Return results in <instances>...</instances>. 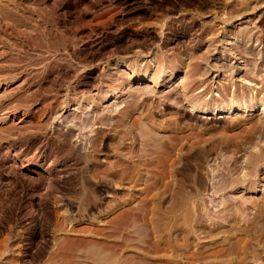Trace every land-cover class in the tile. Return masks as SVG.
<instances>
[{"label": "rangeland", "instance_id": "rangeland-1", "mask_svg": "<svg viewBox=\"0 0 264 264\" xmlns=\"http://www.w3.org/2000/svg\"><path fill=\"white\" fill-rule=\"evenodd\" d=\"M0 1H6L0 2L5 5L0 13V53L13 51L9 49L14 41L26 44L24 28L36 37L30 24L16 25V17L42 15L48 21L39 28L47 32L49 43L42 51L50 58L32 66L31 73L49 63L57 68L41 85V101L26 95L37 87L31 82L23 85L21 79L31 75L21 73L19 80L6 83L8 72H0V264H218L223 247L224 258L244 257L240 264H264L261 254L251 259V253L239 248H261L257 244L262 241L250 244L246 231H261L263 224H255L262 218H255V210L245 200L264 198V164L252 166L247 159L264 146V135L257 133L253 143H246L250 122L239 121L235 113L210 110L215 94L222 95L224 82L234 84L236 90L244 87L250 96L257 90V97L264 95V0ZM190 17L200 21L189 24ZM213 17H230L225 24L228 34L244 36L241 27L250 28L252 42L236 43L238 50L251 49L253 58L237 53L238 60L235 56L232 61L244 69L233 77L228 76L227 66L217 76L195 75L199 84L194 91L200 97L193 98V90L185 93L182 88L190 79L187 53L199 37L204 41L194 46L196 54L206 50L209 35L203 29ZM34 51L30 54H37ZM215 57L198 58L196 63L204 67ZM123 62H135L140 70L149 68L153 81L128 84L120 77L130 73L124 72ZM0 64L6 63L0 59ZM144 87L150 88L149 96L141 92ZM21 90L24 99L19 98ZM200 100L201 106L210 108L209 114H203L208 119L194 116L199 108H192V103ZM237 113L260 117L264 123V112L259 110ZM237 120L240 124L234 126ZM234 136L249 147L242 144L235 151L239 141ZM243 171L244 182L239 181ZM139 174L141 179L132 177ZM251 214L256 221L249 218Z\"/></svg>", "mask_w": 264, "mask_h": 264}, {"label": "bare ground", "instance_id": "bare-ground-1", "mask_svg": "<svg viewBox=\"0 0 264 264\" xmlns=\"http://www.w3.org/2000/svg\"><path fill=\"white\" fill-rule=\"evenodd\" d=\"M35 1H37V0H35ZM34 1V2H35ZM0 2H3V1H0ZM8 2V1H7ZM34 2H31V3H34ZM38 2V1H37ZM231 1H229V3H230ZM233 2V1H232ZM3 3H6V1L5 2H3ZM244 3V2H243ZM247 3V2H246ZM8 4V3H7ZM242 4V3H241ZM9 5V4H8ZM234 5V4H233ZM245 5V4H244ZM3 6H5L4 4H3ZM2 5L0 6V13H2V12H5V10H3L2 12H1V8L3 7ZM33 6H34V4H33ZM40 6H42V5H40ZM230 6H232V5H230ZM243 6V5H242ZM227 7V6H226ZM234 7V6H233ZM241 7V6H240ZM246 7V6H245ZM34 8V7H33ZM227 8H229V7H227ZM246 8H248V7H246ZM245 8V9H246ZM6 9H7V7H6ZM8 9H10V8H8ZM235 8H233L232 10H234ZM236 10V9H235ZM237 10H239V9H237ZM247 10V9H246ZM253 10V9H252ZM8 11V10H7ZM6 11V12H7ZM36 12V11H35ZM240 12V11H239ZM9 13V12H8ZM40 13V12H39ZM38 13V14H39ZM225 13H226V11H225ZM242 13V12H241ZM11 14V13H10ZM18 14V13H17ZM27 14V13H26ZM33 14V13H32ZM222 14V13H221ZM224 14V13H223ZM15 15V14H14ZM20 15V14H19ZM37 15V14H36ZM39 15H41V14H39ZM39 15H38V17H39ZM229 15V14H228ZM9 16V15H8ZM197 16V15H196ZM222 16V15H221ZM227 16V15H226ZM236 16V15H235ZM238 16H239V14H238ZM3 17H5V16H3ZM193 17V16H192ZM10 18V17H9ZM191 18V17H190ZM204 18V17H203ZM209 18V17H208ZM232 18V17H231ZM11 19V18H10ZM47 18L46 17H43L42 15L40 16V18L38 19L37 17H35V16H33V15H26V16H22V15H20V17H16L15 18V22L17 23L16 25H26V26H28V24H30L32 27H33V29L32 30H34V31H36L35 33H36V37H32L31 35V30H30V33L29 32H27L28 30H25V28H24V31H21V33L24 35V39H26V44H24V46L20 43V44H17L18 42H15L14 41V45H13V47L12 48H10L9 50H13V51H15V52H13V51H10V52H7V53H4V52H2V53H0V59L3 61V62H5L6 64H0V72L1 71H7L8 72V77L6 78V76H5V81H6V83L7 82H12V81H15V80H17L20 76L19 75H21L22 76V74L21 73H24V75L26 74V75H31V76H28V77H25V79L23 80V79H21L22 81H23V85H26L28 82H31V83H33L34 85H36L37 87L35 88V91L34 92H28V93H30V94H26L25 93V91H26V89H25V91H22V94H21V97H20V95H19V98L21 99H24L25 98V94L27 95V96H33V97H36V98H38L40 101L42 100V98H43V94H41L39 91H40V88H41V85L45 82V80H46V78H48V76L49 75H52L53 73H55V72H57V68L56 67H54L53 66V63L52 64H50L49 63V61L47 60V62L49 63H47L48 65L47 66H45V69L44 70H41V71H39L38 73H31V69H32V66H33V68H35V66H37V65H40L42 62H45V59L46 58H48V57H45L46 55H44V52H46V51H42V49L43 48H46L48 45L47 44H49V43H47L48 42V39H47V37H46V35H47V32H44V31H41V29L39 28L40 26V24H42V23H47ZM196 20H198V22L200 21V17H199V19H195V18H191V21L190 20H188L190 23L189 24H192V23H195L196 22ZM206 19H204V21H205ZM210 20H211V18H210ZM208 21L207 22V26H205V28L203 29V31L204 32H206V33H208V35L209 36H207V38H205V42L207 43V47L205 48L206 50L205 51H203V52H201V54L200 55H197L196 54V49L194 48V46L196 45V44H198L199 42H201L202 40L204 41V39L202 38V37H199L196 41H195V44L193 45H191L189 48L191 49L190 50V53L188 52L187 54V56L189 57L188 58V61H189V59H190V61H191V63L189 64L190 65V67H189V69H191L190 70V72L189 71H187V72H189V74H186V75H190V79L189 80H187V82H186V85H182V88H183V86H184V88H186V92L185 91H182L183 93H182V95H184V92L185 93H187L188 91L190 92V90H193L194 91V89H195V87H198L196 84H197V82L199 81V80H195V78L194 77H196V76H198L197 74H200V75H202V76H207V75H210V73H215V76H217L218 75V73L220 72V71H222L223 72V70H222V67H226L227 66V70L226 71H228L229 73H228V76L230 77H233L236 73H239L240 71H242L244 68H241V66L239 67V66H237V65H235L234 63L236 62V60L235 61H232L234 58H235V56H236V54L237 53H239V54H241L243 57H244V59L246 58V59H248L249 57H251V58H253L251 55H252V52L253 51H251V49H249V48H246L245 47V49H242V50H238L237 49V43L236 42H238V40H240V41H246V42H248V40H250L253 36L251 35V34H249V29L247 28V27H241V29H242V34H244V36H240V35H238V34H236L235 32L234 33H231V34H228L227 32H226V30H225V24L227 23V22H229L231 19H230V17L229 18H216V17H213V19L211 20V21ZM12 21H14V19L12 20ZM51 21V20H50ZM202 21V20H201ZM207 21V20H206ZM14 22V23H15ZM197 22V23H198ZM203 23V22H202ZM188 24V23H187ZM8 25V24H7ZM15 25V24H14ZM43 25V24H42ZM10 26V25H9ZM51 26V25H50ZM50 26H48L49 28H50ZM246 26V25H245ZM12 27V26H11ZM15 27V26H14ZM24 27V26H23ZM52 27V26H51ZM189 27V26H188ZM190 27H192V26H190ZM27 28H29V27H27ZM44 28V27H43ZM47 28V27H46ZM252 28V27H251ZM18 29V28H17ZM20 29V28H19ZM201 30V29H200ZM234 30V29H233ZM236 30V29H235ZM15 31V30H14ZM34 31H32V33L34 32ZM48 31V30H47ZM186 31V30H185ZM232 31V30H231ZM239 31V30H238ZM238 31H236V32H238ZM254 31V30H253ZM16 32V31H15ZM15 32H14V34H15ZM60 32V31H59ZM58 32V33H59ZM187 32V31H186ZM18 33H20V32H18ZM20 33V34H21ZM56 33V32H55ZM49 34V33H48ZM191 34H192V32H191ZM10 35V34H9ZM60 35H62V34H60ZM205 35V34H204ZM207 35V34H206ZM53 36V35H52ZM64 36V35H63ZM252 36V37H251ZM254 36H255V34H254ZM262 36V35H261ZM49 37H50V34H49ZM56 37V36H55ZM59 37H61V36H59ZM58 37V38H59ZM204 37V36H203ZM16 38V37H15ZM57 38V37H56ZM63 38V37H62ZM197 38V37H196ZM260 38V37H259ZM50 39V38H49ZM258 39V38H257ZM20 40V39H19ZM21 40H22V38H21ZM64 40H66L65 38H64ZM189 40V39H188ZM192 40V39H191ZM60 41H61V39H60ZM193 41V40H192ZM251 41V40H250ZM256 41V40H255ZM258 41V40H257ZM6 42V41H5ZM11 44H12V42L11 41H9ZM252 42V41H251ZM51 43H53V41H51ZM69 43V42H68ZM188 43H190V42H188ZM258 43V42H257ZM263 43V42H262ZM3 44H5V43H3ZM54 44V43H53ZM60 44H62V43H60ZM234 44H236V46L234 45ZM245 44V43H244ZM63 45H65V44H63ZM63 45H61V46H63ZM66 45H67V43H66ZM69 45H70V43H69ZM177 45V44H176ZM182 45V44H181ZM225 45V46H224ZM234 45V46H233ZM243 45V44H242ZM246 45V44H245ZM251 45V44H250ZM259 45V44H258ZM31 47L30 49H31V51L32 50H37V51H34V52H37V54H30V52L28 51V47ZM50 46V45H49ZM189 45H187V47H188ZM239 47V46H238ZM8 48H9V46H8ZM26 48V49H25ZM32 48H34V49H32ZM50 48V47H49ZM53 48V47H52ZM51 48V49H52ZM55 48V47H54ZM57 48H58V46H57ZM66 48V47H65ZM175 48V47H174ZM199 48V47H198ZM197 48V49H198ZM177 49V48H176ZM175 49V50H176ZM187 49V48H186ZM45 50V49H44ZM58 50V49H57ZM56 50V51H57ZM188 50V49H187ZM204 50V49H203ZM258 50V49H257ZM256 50V51H257ZM55 51V52H56ZM200 51V50H199ZM240 51H242V52H240ZM263 51H264V49H263ZM11 52H13V53H11ZM53 53V52H52ZM60 53V52H59ZM254 53V52H253ZM263 53V52H262ZM46 54V53H45ZM57 54V53H56ZM238 54V55H239ZM264 54V53H263ZM58 55H60V54H58ZM62 55V54H61ZM216 56L215 58H214V62H212V63H210V62H206V63H204V67H202L201 66V64L200 63H196V60L198 59V58H200V59H204V58H207L208 56ZM240 55V56H241ZM181 56V55H180ZM184 56V55H183ZM241 56V57H242ZM256 56H258V55H256ZM55 57V56H54ZM57 57H59V56H57ZM57 57H55L56 59H57ZM237 57V56H236ZM240 57V58H241ZM263 57V56H262ZM261 57V58H262ZM50 58V57H49ZM48 58V59H49ZM183 58V57H182ZM52 59V58H51ZM54 59V58H53ZM52 59V60H53ZM178 59H180V58H178ZM237 60H238V57L236 58ZM259 60H260V58H258ZM52 60H50V61H52ZM58 60V59H57ZM64 60V59H63ZM67 60V59H66ZM173 60V59H172ZM177 60V59H176ZM242 60V59H241ZM54 61V60H53ZM137 61V60H136ZM170 61V60H169ZM189 61V62H190ZM198 61V60H197ZM245 61H247V60H245ZM175 62V61H174ZM188 62V63H189ZM203 62H205V61H203ZM240 63H242V62H244V60H242V61H239ZM264 62V61H263ZM135 63V62H134ZM134 63H131V64H128V63H126V62H123L122 64H121V66L123 65L124 66V69H125V71L124 72H130L129 74H127L126 73V75H122V76H120V77H124V79H126L128 82V84H130V83H135V82H140V84H142L143 82H148V81H153V80H151L152 78H151V76H150V74L152 73H150V70H148V69H145V70H143L142 68V70H140V69H138L139 67H136V63L134 64ZM258 63V62H257ZM56 64V63H55ZM54 64V65H55ZM65 64V63H64ZM68 64V63H67ZM180 64V63H179ZM226 64V65H225ZM250 64V63H249ZM140 65V64H139ZM173 65V64H172ZM176 65V64H175ZM68 66V65H67ZM66 66V67H67ZM160 66V65H159ZM158 66V67H159ZM168 66V65H167ZM188 66V65H187ZM255 66V65H254ZM256 66H258V65H256ZM264 66V65H263ZM64 67V66H63ZM175 67V66H174ZM182 67V66H181ZM184 67V66H183ZM251 67V66H250ZM261 67V66H260ZM71 68V67H70ZM160 68V67H159ZM37 69H39V68H37ZM36 69V70H37ZM42 69H43V67H42ZM72 69V68H71ZM153 69V68H152ZM161 69V68H160ZM187 69V68H186ZM188 69V70H189ZM224 69V68H223ZM241 69V70H240ZM246 69V68H245ZM253 69V68H252ZM252 69H250V70H252ZM33 70V69H32ZM68 70V69H67ZM157 70V69H156ZM162 70V69H161ZM258 70V68L256 67V70H254V71H257ZM24 71H26V72H24ZM65 71V70H64ZM152 71V70H151ZM155 71V70H154ZM260 71V70H259ZM36 72V71H35ZM69 72V71H68ZM124 72H121V74L123 73V74H125ZM245 72L248 74V71L247 70H245ZM252 72V71H251ZM250 72V73H251ZM158 73V72H157ZM170 73V72H169ZM227 73V72H226ZM257 73V72H256ZM254 74V73H253ZM1 75V74H0ZM18 75V76H17ZM196 75V76H195ZM241 75V74H240ZM244 74H242V76H243ZM255 75V74H254ZM241 76V77H242ZM250 75H248V77H249ZM1 77H3V76H1ZM152 77L154 78L155 77V75H152ZM159 77V76H158ZM201 77V76H200ZM160 78V77H159ZM188 78V77H187ZM207 78H208V76H207ZM244 78V77H243ZM253 78V77H252ZM20 79V78H19ZM18 79V80H19ZM196 79H199V78H196ZM201 79H204V78H201ZM233 79V78H232ZM224 80H226V79H224ZM223 80V81H224ZM228 80H230V79H228ZM240 80V79H239ZM246 81H247V79H245ZM4 81V80H3ZM3 81H1V82H3ZM22 81H20V82H22ZM115 81H116V79H115ZM114 81V82H115ZM118 81V80H117ZM156 81V80H155ZM203 81H205V80H203ZM202 81V82H203ZM221 81V80H220ZM219 81V83H222V81L220 82ZM244 81V80H243ZM264 81V80H263ZM122 82V81H121ZM212 82V81H211ZM232 82V81H231ZM251 83V81H247V83ZM156 83V82H155ZM208 83V82H207ZM226 82H224V83H222V95L219 93V94H215V97L217 96V98H215V100H217V101H215L214 100V102H213V107H211L212 109H210V110H215L213 113H215V114H219V113H231V114H234L235 113V115H234V118H236V119H238L239 121H246L247 120V122H250V124L249 125H247V126H249V131L246 129V131H248V133H246V131H245V133L246 134H248V135H246L247 136V138H248V140H247V142L246 143H248V142H252L253 141V139H255V137H257L256 136V134L258 133L260 136H262V135H264V131H261V127L262 126H264V123H263V121L262 120H260V117L258 118V117H256V118H245V116L244 117H240L239 116V113H237V112H245V111H249V110H259V111H261V112H264V95H262V96H258L257 97V95H256V93H257V91H255V93L254 94H251V96H250V94H248L249 95V98H248V95L247 94H245L246 92V90L244 91V87L243 88H241L240 90H236V88L235 87H233V85L234 84H229V81H228V83H226ZM241 83V82H240ZM20 84V83H19ZM185 84V83H184ZM198 84H199V82H198ZM262 84V83H261ZM29 85H31V84H29ZM251 85V84H250ZM249 85V86H250ZM20 86H22V85H20ZM19 86V87H20ZM201 86V85H200ZM206 86V85H205ZM209 86H211V85H209ZM235 86V85H234ZM242 86V85H241ZM27 87V86H26ZM204 87V86H203ZM208 87V86H207ZM220 87V86H219ZM233 87V88H232ZM238 87V86H237ZM247 87V86H246ZM263 87H264V83H263ZM263 87H261L262 89H263ZM22 88H23V90H24V88L25 87H23L22 86ZM152 88V87H151ZM18 89V88H17ZM150 89V88H149ZM148 89V90H149ZM208 89V88H207ZM230 89H232V92H231V95H230ZM131 90V89H130ZM141 90H143V89H141ZM147 89H145V87H144V90L143 91H141L142 93H144L145 95L147 94V93H149V92H151V91H148ZM184 90V89H183ZM188 90V91H187ZM200 90H205V88H202V89H200ZM218 90V89H217ZM248 90V89H247ZM192 91V92H193ZM202 91H200L202 94H203V92ZM214 91V90H213ZM195 92V91H194ZM191 93L190 92V95L193 97H200V95H198V93H197V91L195 92V93ZM218 92V91H217ZM25 93V94H24ZM170 93V92H169ZM173 93V92H172ZM178 93V92H177ZM214 93V92H213ZM251 93H253V92H251ZM260 93V92H259ZM20 94V93H19ZM167 94V93H166ZM194 94V95H193ZM18 95V94H17ZM148 95V94H147ZM153 95V94H152ZM179 95V94H178ZM181 95V96H182ZM259 95V94H258ZM149 96V95H148ZM167 96H169V95H167ZM181 96H180V98H181ZM230 96V97H229ZM8 97V96H7ZM24 97V98H23ZM30 97V98H31ZM183 97V96H182ZM193 97V98H194ZM219 97V98H218ZM15 98H17L16 96H15ZM18 98V99H19ZM144 98V97H143ZM171 98V97H170ZM169 98V99H170ZM174 98V97H173ZM175 98H177L176 96H175ZM191 98V97H190ZM203 98V97H202ZM13 99V98H12ZM32 99V98H31ZM136 99V98H135ZM188 99V98H187ZM197 99V98H196ZM206 100H207V98H205ZM16 100V99H15ZM145 100V99H144ZM171 100V99H170ZM176 100V99H175ZM179 100V99H178ZM177 100V101H178ZM181 100V99H180ZM189 100H191V99H189ZM10 101V100H9ZM19 101V100H18ZM21 101V100H20ZM24 101V100H23ZM138 101V100H137ZM177 101H175V102H177ZM192 101H195L194 99L192 100ZM198 101H199V99H198ZM197 101V103L198 104H195V102L194 103H192V108L193 107H195V108H199V110H198V112H199V114L197 115L196 113H194L193 115L195 116V118H197L198 120H204V119H208L206 116H203V114H209L210 113V111H209V109H208V107H205V106H201V105H203V102H202V100H200V102H202V103H199ZM8 102V101H7ZM134 102V101H133ZM189 102V101H188ZM9 103H11V102H9ZM41 103V102H40ZM135 103V102H134ZM207 103V102H206ZM5 104H7V103H5ZM11 104H13V103H11ZM139 104V103H138ZM137 105V104H136ZM142 105H144L143 103H142ZM129 106V105H128ZM141 106V105H140ZM207 106H208V104H207ZM1 107V106H0ZM5 108H7V106H4ZM132 107V106H131ZM137 107V106H136ZM1 109H2V107H1ZM128 109H130V108H128ZM134 109V108H133ZM13 110V109H12ZM191 111H193L192 109H190ZM190 110H187V112H189ZM119 112V111H118ZM127 113V112H126ZM150 113V112H149ZM190 113H193V112H189V114ZM259 113V112H258ZM184 114V113H183ZM182 114V115H183ZM264 114V113H263ZM147 114H145V118L146 119H148L149 117H147L146 116ZM191 115V114H190ZM144 116V115H143ZM222 116V115H221ZM220 116V117H221ZM191 117H193V116H190V117H188V118H191ZM231 118V117H230ZM264 118V117H263ZM151 119V118H150ZM193 120V119H192ZM229 120H232V119H229ZM237 120V121H238ZM149 121H151V120H149ZM149 121H147V122H149ZM195 121V120H194ZM238 121V122H239ZM154 122V121H153ZM146 123V122H145ZM205 123V122H204ZM207 123V122H206ZM216 123V121H215V119H214V121H213V124H212V126L214 125ZM232 124H234V126H235V124L237 125V124H240V122L239 123H232ZM231 123H229L228 125L229 126H231L232 125ZM216 125V124H215ZM135 126V125H134ZM149 126V125H148ZM153 126V125H152ZM156 126V125H155ZM233 126V127H234ZM150 127V126H149ZM232 127V126H231ZM241 127V126H240ZM242 127H243V125H242ZM210 129H211V127H209ZM209 128H207L208 130H209ZM214 128H215V130H216V127L214 126ZM214 128H212V130L214 131ZM207 129H205V130H207ZM218 129V128H217ZM232 129V128H231ZM211 131V130H210ZM244 131V130H243ZM133 134H135L134 132H133ZM235 134H236V132H235ZM244 134V133H243ZM138 135V134H137ZM136 135V136H137ZM237 135H239V133L237 134ZM134 136V135H133ZM228 136H230V134L228 135ZM243 136V135H242ZM246 136L244 137L245 139H246ZM259 136V137H260ZM234 137H237V136H234ZM233 137V138H234ZM240 137V136H239ZM135 138V137H134ZM230 138H232V137H230ZM229 138V139H230ZM237 141H239L238 142V145H236L235 144V147H236V149H235V151H237V149H239V148H242V144L243 145H245L243 148H246V147H249V146H246V143L244 142V141H240L241 139L240 138H238L237 137ZM143 140V139H142ZM227 140V139H226ZM231 140V139H230ZM235 140V139H234ZM244 140V139H243ZM144 141H145V139H144ZM144 141H142V142H144ZM146 141H148V139L146 140ZM145 141V142H146ZM228 141L229 140H227V143H228ZM231 141H233V139L231 140ZM145 142H144V144H145ZM236 141H234V143H235ZM149 143V142H148ZM229 143H230V141H229ZM227 144L228 146L230 145V144ZM253 143V142H252ZM163 145V144H162ZM145 146V145H144ZM165 146V145H164ZM259 146V145H258ZM224 147V146H223ZM230 147V146H229ZM253 147L254 148H256V146H254L253 145ZM227 148V147H226ZM231 148V147H230ZM210 149V148H209ZM200 150V149H199ZM198 150V151H199ZM242 150V149H241ZM230 151V150H229ZM240 151V150H239ZM244 151H246V150H244ZM251 151V150H250ZM194 153V152H193ZM252 154H250V152H249V154H250V156L247 158L248 159V164L249 165H252V166H256L258 163H263L264 164V158H263V154H264V146H261V147H258L257 148V150L256 149H254V151L253 152H251ZM192 154V153H191ZM242 155V154H241ZM232 156L233 155H231L230 156V158H232ZM240 156V155H239ZM236 157V156H235ZM238 158V157H237ZM236 158V159H237ZM148 161V160H147ZM146 160H145V162H147ZM151 161V160H150ZM235 161V160H234ZM152 163V162H151ZM151 163H150V165H151ZM237 163H239V161L237 162ZM247 164V165H248ZM143 165V164H142ZM230 165H232V163L230 164ZM134 166L136 167V168H138L139 166L137 165H135L134 164ZM144 166V165H143ZM239 166V165H238ZM141 167V166H140ZM234 167H236V166H233V168ZM130 168V167H129ZM135 168V169H136ZM148 168V167H147ZM249 168V167H248ZM140 169V168H139ZM138 169V170H139ZM230 170H232L231 168H229ZM229 169H227L228 171H229ZM235 169H238V168H235ZM251 169H252V167H251ZM129 171V170H128ZM132 171V170H131ZM135 171V170H134ZM245 171V170H244ZM243 171V174H242V177L240 178V180L239 181H241V179L243 180V182L246 180L245 179V176H247V173L246 172H244ZM232 172H234V171H232ZM242 172V171H241ZM125 173V172H124ZM131 173V172H130ZM134 174H135V172H133ZM136 173H138L137 171H136ZM228 174H229V172H227ZM226 173V174H227ZM238 173H240V171L238 172ZM133 174V175H134ZM149 174V173H148ZM151 174V173H150ZM152 175L153 174H151V177H152ZM225 175V174H224ZM129 176H130V174H129ZM128 175L126 176L127 178L129 177ZM132 176V175H131ZM150 176V175H149ZM154 176V175H153ZM133 178L135 177L136 179H141L142 178V175H140L139 174V176H138V178L136 177V176H132ZM145 177V176H144ZM155 177V176H154ZM262 177V176H261ZM130 178V177H129ZM149 178V177H148ZM200 178H201V176H200ZM221 178H223V177H221ZM239 178V177H238ZM131 179V178H130ZM146 179V178H145ZM153 179H155V178H153ZM157 179V178H156ZM199 178L197 177V180H198ZM225 179V178H224ZM223 179V180H224ZM227 179V178H226ZM236 179V178H235ZM263 179H264V176H263ZM262 179V180H263ZM148 180V179H147ZM203 180V179H202ZM229 180V179H228ZM144 181H146V180H144ZM144 181H143V183H144ZM199 181H200V179H199ZM219 181V180H218ZM225 181V180H224ZM220 182H222V181H220ZM226 182H228V181H226ZM264 182V181H263ZM135 183V182H134ZM152 183V182H151ZM156 183V182H155ZM201 183V182H200ZM219 183V182H218ZM225 183V182H224ZM232 183V182H231ZM220 184V186L221 187H223L224 188V186H223V184L221 185V183H219ZM218 184V185H219ZM233 184V183H232ZM225 186L227 185L226 183L224 184ZM263 185V190H264V184H262ZM191 186V185H190ZM220 187V188H221ZM228 187V186H227ZM192 188V187H191ZM219 188V187H218ZM222 188V189H223ZM217 189V188H216ZM251 189H253V188H251ZM191 190H193V189H191ZM214 191H217V190H214ZM250 191H253V190H250ZM250 191H247V192H250ZM262 193V192H261ZM245 194H246V192H245ZM243 196H244V194H243ZM240 197H242L241 195H240ZM246 197V196H245ZM244 197V198H245ZM247 197H249V196H247ZM255 197V196H254ZM244 198H240V199H243V200H240V202L239 203H241V201L243 202L242 204H241V206H243V205H245V204H248V205H251V207L255 210V213L257 214V216L258 217H255L254 215H252L253 213H254V211H252V214L250 215V217L249 218H258L257 220L259 221V219H261L262 218V220H260V221H262V222H260V223H258V221H257V223L258 224H255L256 222H254V224L255 225H257V227L261 224H263L262 226L263 227H261V231H255L256 229L257 230H259L257 227H255V226H253L254 227V231L255 232H251V233H249L248 231L249 230H245V227L242 229V231L244 232V233H248L249 234V237L251 238V243L250 244H255L254 242H260V241H262V243L261 244H257V245H261L260 247L261 248H258V247H255V246H253V245H248V246H245V245H243V246H241L240 245V249H241V247H242V249L241 250H243V253H246V252H244V250L245 251H248L247 252V254H250L251 253V259H253V258H259V257H262L263 256V258H264V198L263 199H261V200H256V198H253V196H250L249 198H250V200H248L247 201V199L245 200V204H244ZM258 198V197H257ZM239 203H238V205H239ZM247 205V206H248ZM241 206H239V208L241 207ZM245 207H246V205H245ZM245 207H243V209L245 210ZM250 206L249 207H247L248 209H250L251 208ZM236 208V207H235ZM239 208H237V209H239ZM236 212L238 213V210H236ZM240 210H239V214H240ZM237 213H235L236 215H237ZM242 214V213H241ZM240 214V215H241ZM259 215L261 216V218L259 217ZM235 216V215H234ZM251 216H254V217H251ZM238 217H239V215H238ZM242 217V216H241ZM255 218H254V220H255ZM254 220H252V221H254ZM250 221H251V219H250ZM249 221V222H250ZM251 221V222H252ZM256 221V220H255ZM232 223H234L233 221H232ZM243 224H245V223H243ZM251 224V223H250ZM253 224V225H254ZM234 225V224H233ZM248 226H252V224L251 225H248ZM241 228V227H240ZM246 229H248V227L246 228ZM251 229H253L252 227H251ZM242 231L240 230V232L242 233ZM246 231V232H245ZM235 232V231H234ZM234 232H232V233H234ZM232 233L230 234V236L229 237H231L232 238V236L234 235H232ZM243 233V234H244ZM246 233V234H247ZM224 234V233H223ZM228 234V233H227ZM227 234H226V236H227ZM236 234V233H235ZM239 234V233H238ZM225 235V234H224ZM245 235V234H244ZM222 236V235H221ZM235 236V235H234ZM233 236V237H234ZM245 236H247V235H245ZM223 237V236H222ZM225 237V236H224ZM229 237H226V238H229ZM237 237V236H236ZM239 237H241L240 235H239ZM238 237V238H239ZM230 238V239H231ZM242 238V237H241ZM249 238V239H250ZM229 239V240H230ZM236 239V238H235ZM247 239V237L245 238V240ZM227 240V239H226ZM238 240V239H237ZM247 241V240H246ZM224 242H225V240H224ZM249 242H250V240H249ZM256 242V243H257ZM225 244V243H224ZM256 245V244H255ZM256 245V246H257ZM232 246V245H231ZM249 247V248H248ZM225 247H223L222 249L223 250H221L222 252V256H221V259L220 260H217L218 261V264H240L241 262H239V261H241L244 257H243V255L241 256V257H243V258H240V259H237V256H234V257H231V259L230 258H224V252L226 251V249H224ZM234 248V247H233ZM232 248V251L235 249H233ZM240 250V251H241ZM227 252V251H226ZM229 252H231V251H229ZM228 252V253H229ZM237 252V251H236ZM236 252H232V253H236ZM220 253V254H221ZM226 254V253H225ZM261 254V256H259ZM219 256V255H218ZM259 256V257H258ZM248 258H250V257H248ZM219 259V258H218ZM261 259V258H260ZM250 260V259H249ZM257 259H255V261H256ZM243 261V260H242ZM263 261H264V259H263ZM215 263H217V262H215ZM263 264V263H262Z\"/></svg>", "mask_w": 264, "mask_h": 264}]
</instances>
